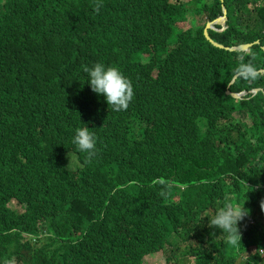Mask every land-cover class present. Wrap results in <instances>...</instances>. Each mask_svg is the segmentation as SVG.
<instances>
[{"label":"trees","instance_id":"obj_1","mask_svg":"<svg viewBox=\"0 0 264 264\" xmlns=\"http://www.w3.org/2000/svg\"><path fill=\"white\" fill-rule=\"evenodd\" d=\"M95 2L0 0V264H264V91L226 93L241 55L264 70V0ZM223 6L210 37L259 43L205 37ZM96 63L131 81L127 110L92 91ZM226 204L248 211L236 245L208 226Z\"/></svg>","mask_w":264,"mask_h":264},{"label":"clouds","instance_id":"obj_2","mask_svg":"<svg viewBox=\"0 0 264 264\" xmlns=\"http://www.w3.org/2000/svg\"><path fill=\"white\" fill-rule=\"evenodd\" d=\"M102 6V0H96L93 5L95 13L99 14ZM84 71L88 73L87 83L90 84L92 91L105 97L109 109L112 111L128 109L134 97V89L131 81L118 68L105 67L101 63H96L91 68L84 66ZM233 75L243 80L252 81L257 79L261 72L251 61L245 63L243 55H241L240 63L234 70ZM73 144L78 151L87 153L85 160L88 162L96 155V139L94 134L90 133L87 128L76 129ZM69 157L70 163L67 166L71 164L70 153ZM261 208L264 209V201L261 202ZM247 214L248 211H245L244 208L226 204L224 207L217 209L215 215L208 221V226L222 229V232L228 235V242L236 245L241 236L238 225Z\"/></svg>","mask_w":264,"mask_h":264},{"label":"water","instance_id":"obj_3","mask_svg":"<svg viewBox=\"0 0 264 264\" xmlns=\"http://www.w3.org/2000/svg\"><path fill=\"white\" fill-rule=\"evenodd\" d=\"M227 13L228 12H227L226 7L223 6V16H221L220 18H218V19H216L214 21L208 22L206 24V27L204 29V35L212 44H214L215 46H217L219 48L227 49V50H230V51H235V50L245 51V50H248L253 44L259 43V41H256V42L243 43V44H239V45H235V46H226V45L221 44L218 41L214 40L213 38H211L210 35H209V30H218L215 27L216 25H220L221 26V29L219 31H223V30H225L227 28L226 27V23H227V20H228ZM260 72L264 73V70H261ZM237 78H238V76L235 75V77L230 82V85H229L228 90L226 92L227 95H230V96H232L235 99H243L244 97L248 96L250 93L258 94L259 92L264 91V89H262V88H256V89H254V90H252L250 92L243 91L241 93H234L231 90H229V88H230V86L232 84H234V82H235V80Z\"/></svg>","mask_w":264,"mask_h":264},{"label":"rangeland","instance_id":"obj_4","mask_svg":"<svg viewBox=\"0 0 264 264\" xmlns=\"http://www.w3.org/2000/svg\"><path fill=\"white\" fill-rule=\"evenodd\" d=\"M184 1H187V0H184ZM250 121V120H248ZM134 130H132V132L134 133H139V128L138 126L134 125ZM14 207H16L17 209L21 210L22 209V206L20 204H16V203H13L12 204ZM251 252L253 253L254 252V249L251 250ZM166 255L167 253L165 252H159L158 254H155V255H152V256H149L147 259H146V264H171L169 262L166 261ZM250 255V252H246V254H243V257L244 258H247L248 256ZM173 261L176 260L175 257L172 258ZM245 262V260H244Z\"/></svg>","mask_w":264,"mask_h":264}]
</instances>
